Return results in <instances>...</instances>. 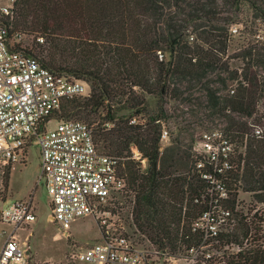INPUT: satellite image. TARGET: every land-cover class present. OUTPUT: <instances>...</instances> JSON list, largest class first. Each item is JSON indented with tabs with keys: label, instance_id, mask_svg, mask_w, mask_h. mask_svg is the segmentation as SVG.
I'll return each instance as SVG.
<instances>
[{
	"label": "trees",
	"instance_id": "trees-1",
	"mask_svg": "<svg viewBox=\"0 0 264 264\" xmlns=\"http://www.w3.org/2000/svg\"><path fill=\"white\" fill-rule=\"evenodd\" d=\"M243 6L251 11L254 21L264 23V0L15 3L16 26L40 32L50 43L48 56L41 60L43 65L90 84L87 97L66 101L53 118L78 120L91 126L97 147L106 154L127 158L129 148L135 145L147 159L145 170L126 159L121 173L134 195L137 228L159 250H169L171 254L187 251L201 242L199 236L191 233L189 224L206 208V204L195 202L204 194L205 183L188 173L191 157L180 148L169 160H162L161 123L169 118L165 110L160 108L145 126L130 125L129 119L145 110L147 95L192 106L197 101L208 114L199 116L192 111V116L224 118L230 139L239 147L245 143L244 152L235 151V168L221 177L230 196L226 206L233 211L239 181L245 184V191L264 201V133L259 138L250 135L248 123L252 119L251 124L264 127V115L257 110V102L264 94V79L252 71L253 62L264 70V44H248L240 56H227L229 30L236 24L231 16L241 12ZM237 58L245 62L240 73L230 66V60ZM228 81L234 86L229 87ZM197 87L203 92L202 97H195ZM120 104L133 113L118 116L114 106ZM101 110L104 115L99 113ZM105 123L113 126L107 128ZM183 166L187 171L182 173ZM9 172L3 176L4 186ZM238 229V233L222 234L219 244H241L248 228L239 225ZM261 238L257 228L250 245L237 253L222 255L220 264H264V247L258 244Z\"/></svg>",
	"mask_w": 264,
	"mask_h": 264
},
{
	"label": "built area",
	"instance_id": "built-area-1",
	"mask_svg": "<svg viewBox=\"0 0 264 264\" xmlns=\"http://www.w3.org/2000/svg\"><path fill=\"white\" fill-rule=\"evenodd\" d=\"M16 1L0 0V188L6 171L25 164L27 149L34 145L39 149L38 183L47 191L52 221L65 232L77 219L91 217L99 230L97 242L70 254L72 262L175 264L176 253L159 250L134 222V195L125 174L121 173L122 163L129 159L145 170L147 159L135 145L129 148L127 158L106 154L97 147L91 126L78 120L53 118L66 101L87 97L90 91L85 82L44 66L31 52L32 47L24 43L27 35L12 31ZM230 30L237 32L233 27ZM35 40L45 45L43 37ZM52 121L55 127L48 128ZM134 123L135 118L130 125ZM111 125L105 123L107 128ZM254 135L261 137V130L255 129ZM168 138V132L161 129L160 142ZM193 150L197 172L205 183L204 194L195 202L206 204V208L190 220V231L201 242L186 253L193 257L200 251L207 262L214 256L211 250L221 246V235L232 232L239 223L248 228L246 238L242 239L246 243L236 244V252L231 253L250 245L256 231L252 238L249 209L245 211L243 201H239L237 186L233 211L226 206L230 196L221 177L235 168L232 143L218 132L205 133ZM128 197L131 209L126 218L122 215V200ZM256 203L252 217L258 219L257 229L264 222V216L256 214L264 201ZM185 210L184 207L181 226ZM35 211L33 198L12 201L1 208L0 221L14 231L24 229L35 222ZM27 250L25 243L9 233L0 251V264H27Z\"/></svg>",
	"mask_w": 264,
	"mask_h": 264
},
{
	"label": "rangeland",
	"instance_id": "rangeland-1",
	"mask_svg": "<svg viewBox=\"0 0 264 264\" xmlns=\"http://www.w3.org/2000/svg\"><path fill=\"white\" fill-rule=\"evenodd\" d=\"M231 17L234 22H236V24L231 27L236 28L237 32L233 33L231 30H229L231 34V40L229 43L227 56L234 57L238 54V56H240L243 49L248 44L258 42L259 44L262 43L260 45L264 44V23L260 20L254 21L252 18V13L247 6H243L241 12L233 14ZM12 31L14 33L19 32L26 34L27 40H25L24 43L32 47L31 52L34 54V56L36 55L39 60L46 59L49 53L50 45V43L46 40V37L40 32H31L27 29L17 27L15 24V14L14 20L12 22ZM36 37H43L45 45L38 44L35 40ZM189 41L192 42V38H189ZM227 56H225V59ZM159 58L161 59L162 55H159ZM244 65L245 62H243L241 58L230 60L231 68L238 71V73H240L245 68ZM252 71L263 81L264 70L256 65L255 62L252 63ZM68 76L73 78L70 75ZM210 77L214 76L212 75ZM227 84L229 87L234 86V83H231L230 81H228ZM86 85L90 91V84L86 83ZM215 86L220 87L218 84ZM196 89L198 90H196L194 93L195 97H202L204 95L203 92L199 90V87ZM221 93L223 94L224 92ZM145 99V110L140 113L133 114L129 119V124L130 121L135 118L136 123L132 125L145 126L148 124L149 117L156 116L160 108L165 110L169 118L163 120L161 123V128L168 132L169 138L164 142H160L161 146L159 151L162 154V160H169L170 157L173 156L174 151L177 148H180L191 157V162H189L188 165V173L191 176H197V178L201 180L195 165L197 157L193 147H195V143L199 140L202 134L218 132L232 143L236 153L244 152L245 143L243 147H239V145L236 142H233L228 136L226 132L227 123L224 118H214L209 120L201 118L199 119L192 116V111L198 113L199 116L208 114V110L205 111L200 109L197 101H195L194 105L192 106L181 104L179 101L171 100L170 98H166L161 101L157 96L147 95ZM202 100L205 102V98ZM203 105L206 106L205 103H203ZM114 107L118 116L133 113L129 109H122L121 104L115 105ZM257 110L259 113L264 115V94L263 97H261V99H259L257 102ZM99 113L102 115L105 114V112L102 110ZM175 116H177V119H175ZM177 120L180 124H177ZM251 120L252 119L248 120L250 125L249 134H253L255 138H259L254 135V131L255 129H260L262 136L264 133V127L251 124ZM187 123H190V125H187ZM55 125L56 123L52 121L49 123L48 128H53ZM110 127H112V125ZM39 164V149L36 146L31 145L27 149L26 163L21 166H16L15 170L12 172L10 194L8 192L10 177L7 186H4V182L2 180V187L0 188V197H2V199L9 197V200H26L32 195L34 197L33 201L37 206L35 211L36 220L30 226L25 227L23 230H19L17 232L18 240H20L22 243H25V247L28 249L27 253L29 256L27 264H86L81 262L74 263L70 260L69 256L71 253H77L78 251L83 250L97 242V239L99 238L97 224L91 217L79 218L71 224L68 231L63 232V230H61L59 226L52 221L51 217L49 219L50 210L48 206V194L45 187L41 183H38ZM180 170L182 173L187 171L184 170V166ZM236 186L240 192L239 201H243L241 203L244 210L248 211L249 209L248 219L252 221V225H250L249 228L251 229L253 238L254 233L257 230L255 225H258V222H256L258 220L256 219V216L252 217L254 214V206L257 205V197L253 192H244V188L246 186L242 181L238 182ZM130 199L131 198L128 197L127 199L122 200L124 208L122 215L126 218L128 216L129 209H131V203L128 202ZM0 207H2V204ZM256 214L257 217L260 215L263 217L264 206H260ZM239 224L234 227L233 231L237 233L239 232ZM260 230L263 237L259 244L264 245V222L262 223ZM8 231L9 227L0 221V250L2 249L1 246L4 244L6 236L9 234ZM240 242H243L242 245L246 243V241L242 239H240ZM249 242H251V240H249ZM230 251L236 252V244L230 245L228 247H226V245H221L215 250L212 249L211 253L214 256L212 255V259L207 262L203 261V256L200 251L195 253L193 257L187 254L186 251H180L175 254V264H220L222 255L227 254Z\"/></svg>",
	"mask_w": 264,
	"mask_h": 264
},
{
	"label": "crops",
	"instance_id": "crops-1",
	"mask_svg": "<svg viewBox=\"0 0 264 264\" xmlns=\"http://www.w3.org/2000/svg\"><path fill=\"white\" fill-rule=\"evenodd\" d=\"M26 160V159H25ZM25 163H26V161H25ZM22 165H24V164H22ZM16 166H21V165H15V166H13L11 169H10V172H9V177H10V180H9V185H8V192H9V194H10V185H11V176H12V172H13V170H15V167ZM9 198V197H8ZM8 198H6V199H2V200H0V205L2 204V207H3V205L4 204H8V203H10V202H12V201H16V200H9ZM30 198H34L33 197V195L32 196H30ZM17 200H24V199H17ZM35 203V202H34ZM35 205H36V203H35ZM2 207H0V210H1V208ZM36 208H37V206H36ZM49 219H50V216H49ZM7 227H9V231H8V233H13V234H15V236H17V238H18V235H17V232L19 231V230H23V229H19V230H16V231H14L13 229H12V227H10V226H7ZM20 241V240H19ZM21 242V241H20ZM22 243V242H21ZM2 246H3V244H2ZM2 246H1V248H2ZM1 251V250H0Z\"/></svg>",
	"mask_w": 264,
	"mask_h": 264
}]
</instances>
